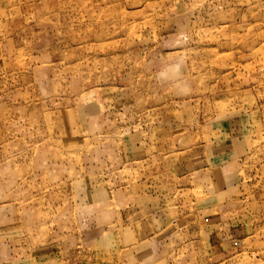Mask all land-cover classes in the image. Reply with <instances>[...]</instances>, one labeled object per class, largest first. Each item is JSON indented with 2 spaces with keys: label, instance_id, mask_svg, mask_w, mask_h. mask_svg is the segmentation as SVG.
<instances>
[{
  "label": "rangeland",
  "instance_id": "rangeland-1",
  "mask_svg": "<svg viewBox=\"0 0 264 264\" xmlns=\"http://www.w3.org/2000/svg\"><path fill=\"white\" fill-rule=\"evenodd\" d=\"M0 264H264V0H0Z\"/></svg>",
  "mask_w": 264,
  "mask_h": 264
}]
</instances>
